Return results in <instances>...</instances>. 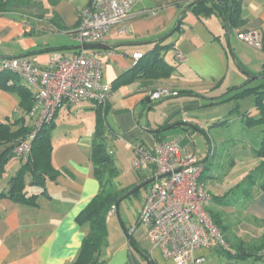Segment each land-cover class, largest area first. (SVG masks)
Segmentation results:
<instances>
[{
  "label": "crops",
  "instance_id": "crops-1",
  "mask_svg": "<svg viewBox=\"0 0 264 264\" xmlns=\"http://www.w3.org/2000/svg\"><path fill=\"white\" fill-rule=\"evenodd\" d=\"M30 1L29 8L0 13V59L28 57L45 67L56 53L79 52V13L91 0ZM191 1L137 0L130 17L112 25L102 41L110 48L87 49L103 64L102 82L113 86L121 74L136 65L137 61L133 58L135 52L145 55L156 43L170 46L164 54L165 61L173 66L170 78L138 80L111 92L105 108L104 142H107L108 151H113L114 165L116 160L118 165L124 162L132 168L134 155L131 143L141 142L152 147L158 140L175 139L165 138L164 132L179 125L187 133L192 132L193 126L188 124L191 120L186 118L187 115L179 118L181 112H166L163 116L154 114L155 109L184 110L189 101L182 96H198L178 93L153 100L150 97L152 91L168 87L177 92L191 90L203 98L218 97L227 92L233 94L232 88L249 83L247 78L250 82L257 80H252L250 75L259 76L264 69V0H243L241 15L245 23L230 33L216 13L196 15L188 8ZM242 31H258L263 42L262 49L241 40L239 33ZM171 50L174 56L179 50L186 57L183 62L175 58L174 62L181 64L180 69L166 60ZM181 77L195 82L192 85L198 88L188 86ZM20 83L32 89L35 95L37 87L29 86L25 81ZM19 103L20 98L16 93L0 88V122L7 118L16 119L20 115ZM99 107L93 101H81L65 102L58 109L52 132V162L58 174L55 179L47 180L45 187L28 185L26 188L28 195H39L37 205L16 203L9 198L0 200V264H70L76 259L88 231V226L79 225L76 217L101 189V183L94 175L92 160ZM251 108L248 110L251 114L258 113L255 105ZM28 123L32 126L33 120L29 118ZM195 125H198V121ZM255 147L251 146V154ZM183 150L191 152L188 148ZM261 161V158L252 155L246 166L240 168L243 170L239 174L233 171L225 176V179L232 177V180L228 179L227 186L217 180V195L230 190ZM234 163L236 167L237 162ZM11 164L13 170L7 183L0 185L1 190L7 188L10 178L21 168L22 161L16 165V161L10 160ZM137 174V179L135 176L130 178L129 186L121 182L118 188L131 190L133 186L136 188L147 179H152L149 177L150 170ZM26 179L29 183L30 174ZM45 190L47 193L43 194ZM119 209V205L116 206V211L109 212L107 217L108 240L101 252L104 264H147V260L131 244L126 232L155 264H174L152 244L146 228L141 229L139 223L136 227L132 226L131 231L120 227L115 218L116 214L119 215ZM243 209L254 224L264 222V192H256ZM225 233L230 249L234 251L233 247L239 243H234L227 231ZM238 237L239 242H246L242 235ZM215 251L220 253L212 249L197 254L205 256V264Z\"/></svg>",
  "mask_w": 264,
  "mask_h": 264
},
{
  "label": "built area",
  "instance_id": "built-area-1",
  "mask_svg": "<svg viewBox=\"0 0 264 264\" xmlns=\"http://www.w3.org/2000/svg\"><path fill=\"white\" fill-rule=\"evenodd\" d=\"M136 1L91 0L79 13L77 40L80 44L102 42L112 25L130 17ZM239 37L254 48L263 47L258 31H242ZM143 57L142 52L133 54L137 62ZM175 57L181 62L186 59L179 50ZM102 68L96 55L84 49L73 54L56 53L45 67L28 57L0 59L1 72H11L37 87L29 113L33 130L13 149L22 162L29 159L38 130L54 120L65 102L93 101L106 107L113 86L102 82ZM8 84H14V80ZM176 95L177 91L162 87L152 91L150 97L161 100ZM130 147L134 155L131 167L137 172L150 170L149 177L155 179L140 209L138 223L146 228L148 238L164 257L174 264H204L205 256L197 254L199 251L229 248L225 231L208 210L212 195L201 180L203 160L185 152L176 139L157 141L152 147L134 142ZM115 211L113 206L110 213Z\"/></svg>",
  "mask_w": 264,
  "mask_h": 264
},
{
  "label": "trees",
  "instance_id": "trees-1",
  "mask_svg": "<svg viewBox=\"0 0 264 264\" xmlns=\"http://www.w3.org/2000/svg\"><path fill=\"white\" fill-rule=\"evenodd\" d=\"M243 0H192L188 5L189 9L200 15H209L216 13L222 20L227 32L240 27L245 23L242 19ZM30 0H0V13L13 10H21L29 8ZM170 48L169 45L155 44V47L148 51L144 57L139 60L136 65L129 71L121 74L113 84V89L125 86L138 80L156 81L159 79L170 78L173 74V66L168 64L164 59V54ZM241 66V65H240ZM241 68L245 70L242 66ZM251 76V75H250ZM262 82L257 86H248L247 84L237 86L231 91H237L233 96L225 98L224 95L217 97L218 102H224L232 98H239L244 95L253 93L255 95V108L257 116L249 117L248 125L253 126L259 124L262 126L263 138L261 145L253 149L254 155L261 158L262 161L253 168L241 181L228 190L222 196L212 197L221 205L238 204L240 201L246 202L247 205L254 197L256 192H264V69L259 75ZM13 79L14 84H8ZM0 88L16 93L20 98L19 111L20 115L16 119L7 118L0 122V181L5 173L7 163L13 156L15 144L23 140L33 127L29 125V113L34 105L35 95L32 89L17 80V76L11 72L0 71ZM179 95L201 96L199 93H194L191 90H181ZM228 93V92H227ZM106 108V107H105ZM97 108V126L96 140L92 152V160L94 163V175L101 183L99 193L89 202V204L78 214L76 221L81 226H88V231L83 239L81 248L76 259L70 264H104L105 259L102 257V249L107 244L108 240V222L107 217L113 206H118L120 202L130 196V190L122 188L112 182L118 176L119 171L114 165V159L107 149L104 142V134L106 128V109ZM31 119V118H30ZM54 121V120H53ZM53 121L44 124L37 132L33 140L32 151L29 159L22 162L21 168L12 176L8 182L6 189H0V200L9 198L16 203L35 206L39 195H28L26 188L28 185L45 187L47 180L55 179L58 171L53 166L52 153V132L54 129ZM182 124V123H181ZM193 128L201 130L196 125H191ZM204 132L203 130H201ZM207 140H209L207 134ZM162 141V140H158ZM205 165V171L207 170ZM203 173V174H204ZM30 174L31 180L28 183L26 176ZM203 176V175H202ZM150 179H147L148 181ZM202 180V177H201ZM144 181V182H146ZM135 189V188H134ZM137 191L134 193L136 194ZM46 190L43 194H46ZM218 224L225 232L227 225L223 223L222 215L215 214L208 209ZM131 244L137 249L144 259L149 264H155L154 261L144 252L142 248L135 242L134 238L126 232ZM220 253L226 254L234 260H246L252 258L254 260H264V242L257 246H249L242 242L234 251L227 248H216Z\"/></svg>",
  "mask_w": 264,
  "mask_h": 264
},
{
  "label": "rangeland",
  "instance_id": "rangeland-1",
  "mask_svg": "<svg viewBox=\"0 0 264 264\" xmlns=\"http://www.w3.org/2000/svg\"><path fill=\"white\" fill-rule=\"evenodd\" d=\"M234 37L235 34L232 35L233 39ZM175 58L172 50L166 55V60L173 64L175 63V68L180 69L181 64L174 62ZM181 79L182 81H186L188 86H196L192 85L195 84V82L190 81V79H187L186 77H181ZM17 80L24 82L19 77H17ZM247 81L249 82L248 86L251 87L257 86L262 82L261 79L250 82L249 78H247ZM195 88H198V86ZM236 92L237 91H234L233 94L225 93L224 97L228 98L233 96ZM218 97L221 98V95ZM182 98L189 101L186 109H155L156 113L154 116H163L166 112H176V114L181 112L179 118L182 119L184 118V115H187L186 118L191 120V122H188L189 125H195L198 121L197 126L201 127L200 129L207 134L209 140H207L206 135L201 130H194L192 128V132L187 133L182 125L164 132V136L167 139H177L182 148H188V150L191 151L189 153L196 154L203 160V163L208 168L202 176V181L205 183L208 191L212 193L213 197L222 196L225 193L217 195V180H219L222 185L227 186L226 184L229 182L228 179L232 180V177H227L225 179V176L233 171L236 172V174H239L243 170H240V168L246 166L248 159L254 155L253 150L252 154L250 152L251 146L259 147L261 145L263 138L262 126L259 124L249 126L247 122L249 117L257 115L256 113L251 114L248 111L255 105V95L250 93L239 98H232L218 103L217 101L219 100H217V96L212 98H203L199 96L197 98H188L182 96ZM19 159V157L13 156L10 160L11 162L16 161L17 165V163H20L21 159ZM235 161L237 162L236 167L233 165ZM9 163L10 161L7 163L5 173L0 181L1 186L7 183V179L11 174L10 172L13 170L12 164L10 166ZM115 165L118 168L119 174L113 179V182L118 187H120L121 182V184L129 186L131 184L130 178L133 176H135L136 179L138 178L137 171L132 168L130 169L124 164V162L118 165L115 160ZM124 166H126V168ZM150 186L151 184L142 187L136 192V194L133 193L120 202L119 215L116 214L115 216L120 227L123 228L124 226L131 231L132 226L136 227L139 225L138 214L143 206L146 196L148 195ZM245 203L246 202L240 201L238 204L236 203L234 205H221L217 203V200L213 199L210 203L209 209L215 214L220 213L222 215L223 223L228 227L227 234L233 239L234 243L241 244L238 235H242L246 241L245 243L247 244V247L257 246L264 242V222H255L254 224V222L251 221V218H248L247 215H245L246 212H244L243 209L244 206H246ZM139 227L145 229L143 225H139ZM217 252H213L206 260L205 264H264V260H234L229 258L226 254ZM147 264H149L148 261Z\"/></svg>",
  "mask_w": 264,
  "mask_h": 264
},
{
  "label": "water",
  "instance_id": "water-1",
  "mask_svg": "<svg viewBox=\"0 0 264 264\" xmlns=\"http://www.w3.org/2000/svg\"><path fill=\"white\" fill-rule=\"evenodd\" d=\"M77 48H78V49H84V50H87V49H93V50H94V49H108V48H110V47H109L108 45H106L105 43H103V42H99V43H85V44H81V45H79ZM250 78H251L252 80H254V79H260L261 77H260V76H253V75H251ZM159 132H160V131H159ZM154 180H155V179L152 178V179L146 181L145 183H143V184H141V185H138L135 189H133V190L131 191V193H134L135 191L140 190L142 187H144V186L150 184V183H151L152 181H154Z\"/></svg>",
  "mask_w": 264,
  "mask_h": 264
},
{
  "label": "flooded vegetation",
  "instance_id": "flooded-vegetation-1",
  "mask_svg": "<svg viewBox=\"0 0 264 264\" xmlns=\"http://www.w3.org/2000/svg\"><path fill=\"white\" fill-rule=\"evenodd\" d=\"M151 184V183H150Z\"/></svg>",
  "mask_w": 264,
  "mask_h": 264
}]
</instances>
